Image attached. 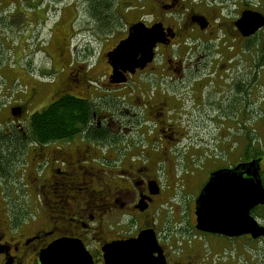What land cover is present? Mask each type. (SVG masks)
Instances as JSON below:
<instances>
[{"label":"flooded vegetation","instance_id":"af4514ba","mask_svg":"<svg viewBox=\"0 0 264 264\" xmlns=\"http://www.w3.org/2000/svg\"><path fill=\"white\" fill-rule=\"evenodd\" d=\"M0 82V264H71L59 241L81 242L87 264H235L171 249L153 211L196 133L226 156L249 150L253 122L264 140V0H0ZM65 97L90 116L36 139L32 115ZM146 229L158 250L107 256Z\"/></svg>","mask_w":264,"mask_h":264},{"label":"rangeland","instance_id":"374dc122","mask_svg":"<svg viewBox=\"0 0 264 264\" xmlns=\"http://www.w3.org/2000/svg\"><path fill=\"white\" fill-rule=\"evenodd\" d=\"M46 34L47 30L45 29L44 38H46ZM97 65L100 67L99 63ZM3 87L4 83L0 82V88ZM259 100L252 98L253 112L257 109ZM254 127L253 122L251 126L252 143L254 146L263 147V137L257 136L256 129L253 130ZM196 134L197 139L190 140L188 151L185 153L187 148L180 149L181 153L178 156L171 155L168 173L160 174L164 183V195L163 201L153 211L154 223L158 229L163 227L162 230L167 237L165 240L168 245H171V249H182L186 242H191V245H196L197 249L206 250L207 261L213 254H216L215 260H230L235 264H264V237L252 240L245 235L227 238L219 234H206L195 229L192 201L199 191L200 184L198 183H202L206 178V172L210 171L213 166L232 167V160L241 159L239 158L241 153L238 151L234 156H226L220 151L224 140L214 137L211 139L208 135H204L203 140L200 141L198 139L200 135ZM238 145L242 147L241 143L236 142L235 146ZM192 150L196 153L190 156L189 151ZM255 217L261 224H264L263 217L256 214ZM187 245L189 244L187 243ZM213 249L217 252H214ZM220 260H217L216 263Z\"/></svg>","mask_w":264,"mask_h":264},{"label":"water","instance_id":"95a60500","mask_svg":"<svg viewBox=\"0 0 264 264\" xmlns=\"http://www.w3.org/2000/svg\"><path fill=\"white\" fill-rule=\"evenodd\" d=\"M120 46L116 48L118 50ZM261 158L237 162L232 167H220L211 171L200 189L194 203L195 229L204 233L223 235L229 238L248 235L252 239L264 237V225L255 219L250 211L264 205V187L260 178ZM70 246L74 258L71 264H87L88 254L81 242L59 241L50 246ZM107 256L112 254H135L140 257L143 249L147 254L157 249L152 229L141 231L137 237L117 240L107 245ZM54 249H47L48 256ZM143 264L141 258L120 261L106 257L105 264Z\"/></svg>","mask_w":264,"mask_h":264},{"label":"trees","instance_id":"16d2710c","mask_svg":"<svg viewBox=\"0 0 264 264\" xmlns=\"http://www.w3.org/2000/svg\"><path fill=\"white\" fill-rule=\"evenodd\" d=\"M91 109L81 99L73 97L62 98L32 115L31 133L39 140L74 134L79 131L81 121L90 116ZM249 146V150L242 151L239 158L247 161L264 157V146H254L252 142L249 143ZM260 176L264 187V171L260 172ZM263 211L264 205H261L253 208L251 214L264 218Z\"/></svg>","mask_w":264,"mask_h":264}]
</instances>
